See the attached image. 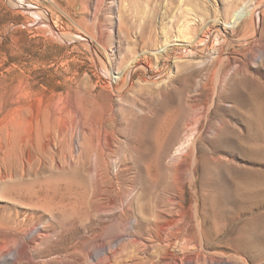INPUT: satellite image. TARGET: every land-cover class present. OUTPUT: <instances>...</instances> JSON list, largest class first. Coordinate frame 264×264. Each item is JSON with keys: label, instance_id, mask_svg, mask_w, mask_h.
Instances as JSON below:
<instances>
[{"label": "rangeland", "instance_id": "1", "mask_svg": "<svg viewBox=\"0 0 264 264\" xmlns=\"http://www.w3.org/2000/svg\"><path fill=\"white\" fill-rule=\"evenodd\" d=\"M242 263L264 0H0V264Z\"/></svg>", "mask_w": 264, "mask_h": 264}, {"label": "bare ground", "instance_id": "2", "mask_svg": "<svg viewBox=\"0 0 264 264\" xmlns=\"http://www.w3.org/2000/svg\"><path fill=\"white\" fill-rule=\"evenodd\" d=\"M246 13H245V10H244V8H240V9H238V10H236V11H234V13L232 14V19H233V21L231 22V24L232 25H234V26H236L237 24H239V23H241L242 22V20L243 19H245L246 18ZM257 16L256 15H254V18H256ZM211 33V32H210ZM208 37V36H207ZM180 38V37H179ZM205 42H206V40H205V38L204 39H199L197 42H195V44L197 45V47H203V48H205ZM166 43V42H165ZM206 44H207V42H206ZM191 50H194L195 52H200V49H195V47H191ZM174 54H176V53H174ZM164 56V55H163ZM137 66V65H136ZM139 67H140V65H139ZM145 69V68H144ZM141 70V69H140ZM147 70V69H146ZM129 71V70H128ZM216 71V70H215ZM180 72V71H179ZM184 73V72H183ZM217 73H219V70H217L216 71V75H217ZM128 75V74H127ZM187 77V76H186ZM188 78V77H187ZM190 78V77H189ZM122 79V78H121ZM125 82V81H124ZM139 120H140V118H139ZM139 138H140V136H139ZM139 143H140V141H139ZM105 147H106V145H105ZM106 168V167H105ZM97 180V179H96ZM91 189H92V187H91ZM91 191V190H90ZM20 255L19 256H21V257H24V256H26V253H25V248L23 247V249H22V251L19 253ZM240 259V258H239ZM245 262H246V260H244ZM241 262V261H240ZM243 264V263H242Z\"/></svg>", "mask_w": 264, "mask_h": 264}]
</instances>
